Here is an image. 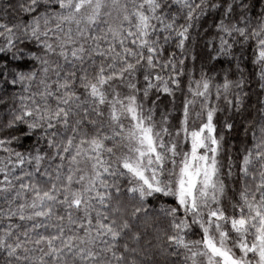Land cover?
Wrapping results in <instances>:
<instances>
[{
  "label": "snow or ice",
  "instance_id": "6c2138e0",
  "mask_svg": "<svg viewBox=\"0 0 264 264\" xmlns=\"http://www.w3.org/2000/svg\"><path fill=\"white\" fill-rule=\"evenodd\" d=\"M0 264H264V0H0Z\"/></svg>",
  "mask_w": 264,
  "mask_h": 264
}]
</instances>
